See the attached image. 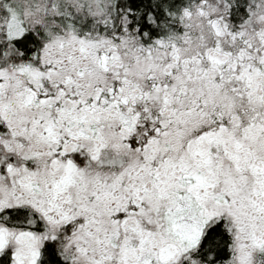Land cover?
I'll return each mask as SVG.
<instances>
[{
  "label": "snow or ice",
  "instance_id": "6c2138e0",
  "mask_svg": "<svg viewBox=\"0 0 264 264\" xmlns=\"http://www.w3.org/2000/svg\"><path fill=\"white\" fill-rule=\"evenodd\" d=\"M0 264H264V0H0Z\"/></svg>",
  "mask_w": 264,
  "mask_h": 264
}]
</instances>
